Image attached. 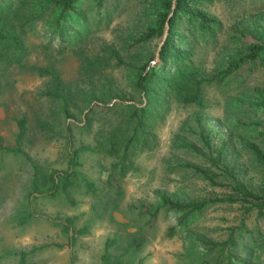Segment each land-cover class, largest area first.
<instances>
[{
    "label": "rangeland",
    "instance_id": "obj_1",
    "mask_svg": "<svg viewBox=\"0 0 264 264\" xmlns=\"http://www.w3.org/2000/svg\"><path fill=\"white\" fill-rule=\"evenodd\" d=\"M55 1L1 0L0 32L10 39L0 41V264H264V215L257 202L250 210L225 201L239 196L223 169L237 162L248 185L264 188V170L246 148L264 149L256 93L264 95V66L209 83L226 66L228 36L264 26V0L255 9L245 0L209 7L222 23L217 40L193 39L188 68L158 73L144 90L139 75L161 65L165 37L136 40L157 26L164 0H79V18L62 23ZM198 82L200 99L188 101ZM22 119L18 153L11 149ZM128 147L123 174L125 165L115 166ZM74 152L66 192L35 187V167L41 184L44 174L67 172ZM188 164L219 185L181 167ZM164 199L206 205L183 222L187 214Z\"/></svg>",
    "mask_w": 264,
    "mask_h": 264
},
{
    "label": "trees",
    "instance_id": "obj_2",
    "mask_svg": "<svg viewBox=\"0 0 264 264\" xmlns=\"http://www.w3.org/2000/svg\"><path fill=\"white\" fill-rule=\"evenodd\" d=\"M9 1V0H8ZM79 0H56L54 3L58 8L59 14L57 15L58 23L64 22L66 19L72 17L74 19L79 18L78 3ZM98 7H103L106 0H95ZM226 2L228 0H164V12L159 14V20L156 27L148 28L141 36L136 40L137 43H147L155 37L164 36L165 40L163 45L160 48V61L161 65L158 67H153L148 70L149 65H146L143 69V72L139 75L137 81V86L139 89L145 88V83L154 79L158 73L166 74L168 70L172 71L174 67L181 69L182 71L187 67L190 61V45L193 42V39L197 38H208L209 40L216 41L217 34L221 31V20L218 15L211 13L209 7L216 4V2ZM235 0H232V2ZM247 3H252L251 7L255 9V4L259 3V0H245ZM251 1V2H248ZM5 3H1L0 0V26L2 25V13L6 11L7 8L4 7ZM53 10V9H52ZM77 12V13H76ZM10 37L4 35L0 32V41H9ZM13 42L17 47L22 48V43L20 42L19 37L13 36ZM228 52L226 54L227 61L226 66L220 69L214 77L209 81L211 82H223L233 74L239 72L243 67L252 66L254 68L262 65L264 66V26L255 24V29L250 35H236L228 36ZM230 44V45H229ZM236 44V45H235ZM122 64V62H120ZM204 82V80H202ZM201 83H196L195 89L187 91L186 96H191V99L188 101H198L201 96ZM146 94L147 91L145 90ZM259 105L264 110V95L261 92L256 91ZM149 110V106L147 112ZM139 117H141L140 113ZM141 121V118L139 119ZM19 125V134L17 138V146L14 149H11L13 152L23 153L21 147L23 140L25 138L27 126L26 120L22 119L18 123ZM203 144L205 145V150L211 151L212 146L208 135H201ZM183 147L189 150H195V147L189 143L184 142ZM0 147L2 142L0 140ZM248 153H250L257 165L264 170V149L257 143L249 141L246 144ZM128 148H126L121 161L115 166L118 167L119 164L125 165L123 169V174L126 173V167L130 164L128 161ZM224 151H226L225 146L221 147V151L218 153L217 157H212V162L215 167L222 165L224 156ZM78 152H74L71 160V168L67 172H57L54 176H48L44 174L42 176V183H38L40 170L38 167H35V181L34 185L36 188L39 186L48 187V190L45 193L55 195L58 190L62 189L64 192L73 185L74 177L76 172L74 168L76 167ZM128 161V163H127ZM127 163V164H126ZM183 168L191 169L197 175H201L207 182L212 186H218L219 184L215 180V174L209 170L203 169L195 165H183ZM240 166L237 162L229 163L223 166L224 173L230 179L232 185V190L239 196L234 198L230 196L225 201L227 203H237L243 201L251 205L250 210L254 207V202H257V208L260 215H264V188L260 189V192H256L254 187L248 185L247 181L241 176ZM264 172V171H263ZM223 201V200H217ZM205 203L201 204H178L170 200H163V207H167L168 210H174L178 212H185L183 222H186L187 217L195 212H200ZM255 206V207H256ZM159 211V210H158ZM182 222V223H183ZM151 222H149V225ZM205 245L212 246V242H207Z\"/></svg>",
    "mask_w": 264,
    "mask_h": 264
}]
</instances>
